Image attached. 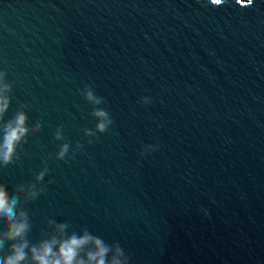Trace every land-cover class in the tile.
<instances>
[{"label": "water", "instance_id": "water-1", "mask_svg": "<svg viewBox=\"0 0 264 264\" xmlns=\"http://www.w3.org/2000/svg\"><path fill=\"white\" fill-rule=\"evenodd\" d=\"M4 97L42 125L0 169L9 193L49 169L33 243L52 219L130 264H264V0H0Z\"/></svg>", "mask_w": 264, "mask_h": 264}, {"label": "clouds", "instance_id": "clouds-1", "mask_svg": "<svg viewBox=\"0 0 264 264\" xmlns=\"http://www.w3.org/2000/svg\"><path fill=\"white\" fill-rule=\"evenodd\" d=\"M211 3L219 6L222 0H211ZM4 87L7 90L11 88L10 85ZM81 95L93 107L90 115L96 121L94 129L84 131L87 135H96V133L103 135L114 122L110 113L100 107L106 102L102 97L95 95L91 86L85 87ZM8 109V98H0V169L14 164L19 159L18 149L23 147L29 133L35 135L42 127L41 123L36 121L29 128L25 111H17L6 121L5 115ZM63 127V125L57 127L53 136L54 141H64L55 155V160L67 162L66 157L74 159L83 145L76 143V150H73L63 136ZM87 142L91 145L94 141ZM140 155L142 158L145 156L143 152ZM48 172L49 169L45 165L35 175V183L20 184L11 193L6 184L0 183V229H2L0 230V264H130V256L118 242L109 244L101 237L90 233L87 228H82L79 232L70 231L71 225L68 222L58 223L48 219L46 220L48 231H42L37 242L30 241L29 233L32 225L24 206L44 193L47 185L43 187L37 185L43 184ZM202 211L205 216L208 215L206 210Z\"/></svg>", "mask_w": 264, "mask_h": 264}]
</instances>
